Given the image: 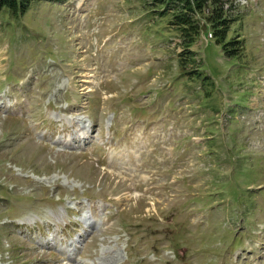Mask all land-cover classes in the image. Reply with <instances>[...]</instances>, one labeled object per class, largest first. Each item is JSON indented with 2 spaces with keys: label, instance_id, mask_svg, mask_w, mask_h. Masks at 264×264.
I'll return each instance as SVG.
<instances>
[{
  "label": "rangeland",
  "instance_id": "374dc122",
  "mask_svg": "<svg viewBox=\"0 0 264 264\" xmlns=\"http://www.w3.org/2000/svg\"><path fill=\"white\" fill-rule=\"evenodd\" d=\"M227 1L242 48L186 68L171 0L0 9V264H264V0Z\"/></svg>",
  "mask_w": 264,
  "mask_h": 264
},
{
  "label": "trees",
  "instance_id": "16d2710c",
  "mask_svg": "<svg viewBox=\"0 0 264 264\" xmlns=\"http://www.w3.org/2000/svg\"><path fill=\"white\" fill-rule=\"evenodd\" d=\"M34 1L0 0V9L7 8L11 16L18 17L24 14ZM227 3V0H171L169 9L174 14L172 24L183 47L180 61L183 68L189 65L192 59L189 57L194 55L191 48L203 33H210L228 54H235L240 50L239 47L242 48L239 45L241 39L229 37L232 26L240 21L241 17L233 16L230 9L226 8ZM229 4L230 8L234 7L233 2Z\"/></svg>",
  "mask_w": 264,
  "mask_h": 264
}]
</instances>
